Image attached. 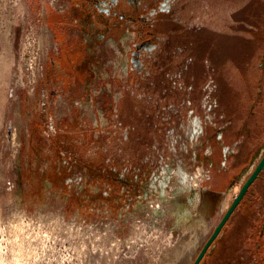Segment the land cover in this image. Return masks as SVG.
Listing matches in <instances>:
<instances>
[{
    "label": "rangeland",
    "instance_id": "rangeland-1",
    "mask_svg": "<svg viewBox=\"0 0 264 264\" xmlns=\"http://www.w3.org/2000/svg\"><path fill=\"white\" fill-rule=\"evenodd\" d=\"M71 1L0 0V264H171L183 236L176 220L188 210L190 222L211 227L194 261L237 194L249 160L264 148V0L176 2L174 21L154 22L161 34L151 42L165 45L158 66L167 75L154 70L151 78L116 65L109 42L121 45L132 31L127 23L106 24L107 35L94 42L102 32L84 23L95 13L73 24L64 18ZM204 71L236 128L248 123L251 144L237 171L220 181L209 174L189 202L199 169L185 188L162 169L157 179L165 175L171 189L143 193L145 178H134V189L123 184L120 157L102 155L109 143L122 141L118 122L138 128L127 137L149 141L151 117L164 116L160 107L171 103L172 90L177 94L182 81L199 89ZM130 81H142L138 94L136 88L125 93ZM258 205L263 219L264 196ZM244 220L236 232L249 235ZM262 233L258 223L254 239L241 247L253 250ZM219 237L200 264L237 261L231 243L217 245ZM259 245L255 264H264V241ZM184 256L174 264H184Z\"/></svg>",
    "mask_w": 264,
    "mask_h": 264
},
{
    "label": "flooded vegetation",
    "instance_id": "flooded-vegetation-1",
    "mask_svg": "<svg viewBox=\"0 0 264 264\" xmlns=\"http://www.w3.org/2000/svg\"><path fill=\"white\" fill-rule=\"evenodd\" d=\"M153 1L135 0L131 5L126 0H72L68 4V13L64 18L80 26L85 14L95 13L92 17L87 18L84 23V27L90 29L96 25L99 32H102V38H95L94 42H100L105 38L107 32L103 29H105L106 24H108L107 29H110L116 25L120 28L127 23L128 28L132 31L130 35L127 34L126 38L121 40V45L112 40L109 42V47L115 51L118 58L116 65L121 64L123 67L126 65L127 71L140 72L149 78L153 77L152 72L154 70H158L165 77L167 74L164 73L166 72L158 66L166 53V49L163 48L165 45L159 46L156 42L153 44L151 42L154 39L155 41L159 40L161 34L155 30L154 22L157 23L159 20L174 21L172 16L174 5L182 0ZM74 10L75 12H73ZM96 14L102 18V27L96 23V21H101ZM149 34L152 37L145 39L144 37ZM127 42L130 45L127 46ZM125 47L128 48V51L125 49L123 53L122 49ZM126 76H129V72ZM141 83L142 81L137 83L130 81L126 84L127 91L125 93L133 95V91H135L133 88L137 90V86ZM200 83L199 89L194 90V86L186 85L182 81L179 87H176L177 94L172 90L175 96L172 95L171 91L165 90V92L167 91L166 94L170 93L173 97L162 95L161 98L170 96L172 101L167 106L160 107L164 110V116L161 117L159 113L155 112L154 116L151 117L153 119L150 126L153 134L149 141L139 135L134 138L127 137V131L137 133L138 128L126 120L118 122L117 125L120 128L123 127L124 131L122 141L118 142L121 149L119 152L120 160L117 162L121 168L120 177L123 184H128L131 189H134L135 187L132 185L134 178H145L143 185L146 186L141 188L143 193L163 187L171 189L170 182L166 185L165 175L163 179H157L162 169L163 172H172L174 185L178 182L185 188L190 184L192 172L199 169L192 184L193 189L189 187V191L192 189L191 194L187 197L189 202L193 194L198 192L202 179H206L209 174L220 181L221 174L230 176L237 171L243 159L245 148L251 144L248 123L241 122L239 124L241 127L236 128L235 123L237 122H234V116L215 91L217 89L215 81L210 78L207 79L205 71L201 75ZM121 108L120 110L123 111ZM90 116L94 118L93 114ZM239 132L244 133L240 136ZM107 146H111V143ZM138 157L143 159L139 160ZM253 159L249 160L243 174L247 172ZM231 189L232 186L229 191ZM202 192L212 193L208 190ZM262 196H264V171L258 174L257 179L248 188L234 211V213L237 212L233 213L229 220L231 223L228 221L229 225L226 223L225 227L228 225L230 231L238 224L240 225L241 219L245 215L258 214L263 232L264 218H261V206L258 205ZM186 213L192 218L191 210L186 211ZM228 232L225 229L219 238L224 237ZM248 240L249 238L245 239L244 242Z\"/></svg>",
    "mask_w": 264,
    "mask_h": 264
},
{
    "label": "trees",
    "instance_id": "trees-1",
    "mask_svg": "<svg viewBox=\"0 0 264 264\" xmlns=\"http://www.w3.org/2000/svg\"><path fill=\"white\" fill-rule=\"evenodd\" d=\"M120 149L121 147L119 145L118 146L117 145L106 146V148L104 149V152H102L103 153L102 155L103 156L114 155L116 157V156H119ZM245 219L246 220L244 221L247 222L246 226H249V229H250L249 235L247 232L245 233V230H241L240 228L236 232L238 228L236 227V228H233L231 232L229 231V233H227L224 237H222L221 239L217 241V245L222 246L223 248L226 247L225 244L231 243L229 247L232 246L234 248L233 252H235L236 257L239 258V259L237 258V261H235L234 264H255L257 263L259 259H261V257L258 256L259 249H260L259 242L264 241V230L261 235L257 234V237H255L256 241H254V244H257V246L253 250H250V249L247 250L241 247V243H243L245 239L249 238L250 241L254 239L255 226L258 225V223L261 226L260 216L258 214L245 215ZM244 226H245V223H244ZM204 258L202 259V261L204 260Z\"/></svg>",
    "mask_w": 264,
    "mask_h": 264
},
{
    "label": "water",
    "instance_id": "water-1",
    "mask_svg": "<svg viewBox=\"0 0 264 264\" xmlns=\"http://www.w3.org/2000/svg\"><path fill=\"white\" fill-rule=\"evenodd\" d=\"M264 171V148L258 153L256 160L252 161L249 165V168L246 172L245 177H243L240 181L239 189L233 200L230 202L228 207L226 208L224 214L222 215L220 221L215 226L212 234L208 238V240L204 243L203 247L199 251L197 257L193 261L192 264H200L203 257L207 254L208 250L211 248L213 242L220 236V233L225 226L226 223L230 220L234 211L238 207L242 198L246 194L248 188L254 183L257 179L258 174ZM264 227V224H263Z\"/></svg>",
    "mask_w": 264,
    "mask_h": 264
},
{
    "label": "bare ground",
    "instance_id": "bare-ground-1",
    "mask_svg": "<svg viewBox=\"0 0 264 264\" xmlns=\"http://www.w3.org/2000/svg\"><path fill=\"white\" fill-rule=\"evenodd\" d=\"M190 220L187 213L180 215L178 220H176L181 225V234L183 236L180 238L179 246L174 250L175 255L171 257L174 259L171 264H174L175 260L180 261L182 255H185L184 264H190L209 233L210 225L203 224V222L192 223Z\"/></svg>",
    "mask_w": 264,
    "mask_h": 264
}]
</instances>
